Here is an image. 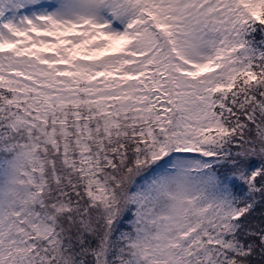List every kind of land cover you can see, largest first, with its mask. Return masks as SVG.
I'll use <instances>...</instances> for the list:
<instances>
[{"label":"snow or ice","instance_id":"1","mask_svg":"<svg viewBox=\"0 0 264 264\" xmlns=\"http://www.w3.org/2000/svg\"><path fill=\"white\" fill-rule=\"evenodd\" d=\"M0 264H264V0H0Z\"/></svg>","mask_w":264,"mask_h":264}]
</instances>
